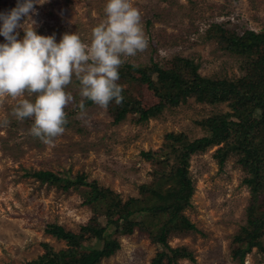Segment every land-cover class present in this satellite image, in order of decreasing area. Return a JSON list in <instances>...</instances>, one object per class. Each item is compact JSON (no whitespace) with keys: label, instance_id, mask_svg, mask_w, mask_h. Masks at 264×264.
<instances>
[{"label":"rangeland","instance_id":"rangeland-1","mask_svg":"<svg viewBox=\"0 0 264 264\" xmlns=\"http://www.w3.org/2000/svg\"><path fill=\"white\" fill-rule=\"evenodd\" d=\"M17 2L0 0V13L10 12ZM106 3L107 0H47L44 5L37 4L38 14L33 15L37 34H55L59 43L65 32H79L81 39L90 43L92 29L106 19ZM133 3L140 10L149 43L144 52L127 58L119 69L117 83L124 88L122 103L113 100L105 110L86 101L89 121L86 125L78 117L76 105L80 97L74 79L68 86L75 103L65 109L66 130L53 145H46L29 134L33 119L20 122L11 115L17 101L7 97L0 100V264L34 261L45 253L46 245L55 252L69 249L66 241L47 233L49 225L73 232L80 243L82 235L83 239L89 237L81 228L91 219L96 218L103 226L107 224L106 203L88 204L90 187L69 184L66 180L77 177H84L89 185L96 182L99 187L109 189L122 204L137 199L147 209L132 216V221L139 225L132 234L123 232V222L118 229L114 228L110 239L117 240L120 246L98 264H153L161 251L153 237L166 218L149 209L155 202L148 197L155 183L165 180L158 177V171L163 169L169 174L177 161L167 145V135L183 134L192 142L209 134L204 125L206 119L233 110L228 101L212 103L195 95L172 105L163 92L161 96L155 94L142 83L141 74L135 69L148 70L157 63L169 72L176 70L188 80L191 76L182 63L191 60L204 78L246 83L254 78L249 73L251 58L255 59L258 53H237L232 45L247 30L264 33V0H133ZM18 31L22 39L24 32ZM5 42L0 36V44ZM153 78L157 79L156 74ZM31 99L34 102L35 95ZM128 102L134 106L128 108L123 120L116 122L117 114ZM160 102L164 104L162 112L147 121H140L139 114L134 112L138 107L148 109ZM249 123L256 134L263 130L260 120L248 118L245 125ZM258 137L261 139L262 135ZM224 144L196 152L189 158L194 193L181 213L196 230L174 228L166 237L171 247H185L191 253V257L177 259L178 264H240L233 258L235 237L244 236V229L250 227V209L257 216L264 211V190L253 194L254 187L245 182L250 176L240 164L243 154L230 153L223 165L214 157ZM149 152L160 157H145L144 153ZM40 171L52 172L62 180L42 182L33 175ZM64 184L69 185L67 189ZM255 195H258L256 202ZM261 233L262 247H253L244 264L246 259L248 264H264V228ZM105 242L104 237L93 238L86 244L101 249ZM81 250L85 251V247Z\"/></svg>","mask_w":264,"mask_h":264},{"label":"trees","instance_id":"trees-1","mask_svg":"<svg viewBox=\"0 0 264 264\" xmlns=\"http://www.w3.org/2000/svg\"><path fill=\"white\" fill-rule=\"evenodd\" d=\"M233 42L232 48L235 52L246 55H257L258 53L259 55L255 59L251 58L252 64L249 73L254 78L248 83L244 80L234 82L201 77L197 73V66L191 60L184 59H182L184 60L182 65L191 76V79L188 80L183 79L182 75L178 74L176 70L169 72L159 67L157 63H154L148 70L133 67L137 73L141 74L140 80L142 83L147 85L155 94L160 95V92H163L164 97L170 99L172 105L176 106L181 100L195 95L197 98H201L200 100L212 103L228 101L233 110L232 113L218 114L206 119L204 125L209 134L192 142H188L183 134L169 133L167 135L169 141L167 145L173 150L177 161L175 162V168L169 174L164 172L163 169L161 172L158 171V177L165 180L156 182V187L153 188L152 194H149L148 197L149 201L155 202L153 205H149V209H154L153 213H157L159 217L165 216L166 218L159 233H156L153 237L158 247L161 248L153 264H164V260H166V264H178L177 259L191 257L188 249L185 247L173 248L166 239L174 228L184 231L196 230L194 224L190 223L181 213L189 205L194 193V184L189 173L191 154L204 152L210 147L225 142L214 154L219 164L223 165L224 160L230 153H242L240 164L250 176L245 179V182L251 188L254 187L253 194H258L259 190L261 192L264 190V33L260 34L247 30ZM155 74L157 79L153 78ZM133 106V102L125 103L117 114L116 122L123 120L127 115L128 108ZM163 108L164 104L160 102L148 109L138 107L134 112L139 114L140 121H147L161 113ZM248 118L261 121L263 127L261 133L256 134L251 123L245 125ZM259 135H262L261 139L258 137ZM144 155L147 158L160 157V155L150 152L144 153ZM33 175L42 182L53 183L62 180L48 171H40ZM66 180L69 184L90 187L87 198L88 204L106 203L108 209L105 213L107 224L103 226L96 218L91 219L88 225L81 228L83 234H88L89 237L83 239L82 235L80 243L77 241V235L73 232L66 231L59 225H49L46 229L47 233L57 239L66 241L69 249L55 252L46 245L47 249L43 255L26 264H98L103 258L112 256L120 246L117 240L110 239L114 228L118 229L120 222H123L125 226L123 232L132 234L135 227L139 226L137 222L132 221V216L136 211H147L141 200L133 199L122 204L119 197L113 194L112 191L99 187L96 182L89 185L84 182V177L66 178ZM162 183H164V186L160 188L159 185ZM68 186V184L63 185L64 189H67ZM254 199L256 202L258 195H255ZM137 208L138 210H136ZM115 215L118 216L113 219ZM248 216L250 227L244 229V236L235 237L237 247L233 251V258L240 264H244L245 256L253 247H262L259 239L264 228V211L262 216H257L256 211L250 209ZM103 237L106 242L101 249L86 244L93 238ZM83 246L85 251L81 250Z\"/></svg>","mask_w":264,"mask_h":264},{"label":"clouds","instance_id":"clouds-1","mask_svg":"<svg viewBox=\"0 0 264 264\" xmlns=\"http://www.w3.org/2000/svg\"><path fill=\"white\" fill-rule=\"evenodd\" d=\"M46 2L18 0L10 12L0 13V36L6 41L0 44V100L17 101L11 115L20 122L33 119L29 134L53 145L66 130L65 109L75 103L68 90L73 80L78 82V117L87 125L86 101L105 110L113 100L123 102L119 69L127 58L144 52L149 41L133 0H107L106 19L92 29L90 43L79 32H65L57 43L55 34L38 35L33 20L36 5Z\"/></svg>","mask_w":264,"mask_h":264}]
</instances>
